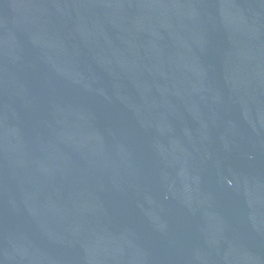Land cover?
Wrapping results in <instances>:
<instances>
[{"label":"water","instance_id":"obj_1","mask_svg":"<svg viewBox=\"0 0 264 264\" xmlns=\"http://www.w3.org/2000/svg\"><path fill=\"white\" fill-rule=\"evenodd\" d=\"M0 264H264V0H0Z\"/></svg>","mask_w":264,"mask_h":264}]
</instances>
